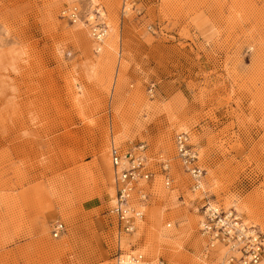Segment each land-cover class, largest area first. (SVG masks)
<instances>
[{
	"label": "rangeland",
	"instance_id": "obj_1",
	"mask_svg": "<svg viewBox=\"0 0 264 264\" xmlns=\"http://www.w3.org/2000/svg\"><path fill=\"white\" fill-rule=\"evenodd\" d=\"M124 1L0 0V264H222L206 202L264 233V0ZM142 145L151 198L126 234L110 150Z\"/></svg>",
	"mask_w": 264,
	"mask_h": 264
},
{
	"label": "built area",
	"instance_id": "obj_2",
	"mask_svg": "<svg viewBox=\"0 0 264 264\" xmlns=\"http://www.w3.org/2000/svg\"><path fill=\"white\" fill-rule=\"evenodd\" d=\"M129 2L128 0L124 1L123 6V15L129 13ZM132 5L130 7V10ZM76 13L72 14V19L76 20L79 16V12L75 10ZM77 15V16H76ZM105 26H100L102 33ZM99 30V31H100ZM177 142L179 144V153L180 157L185 163L188 171L193 173L194 177L203 175L198 165V156L196 150L189 143L188 135L181 134L177 137ZM144 145L138 147L139 152L132 150L128 152L125 156L130 158L128 165L121 167L123 152L117 147L112 148V163L117 171L118 180L122 183L129 182L132 183L136 180V177H150V172L147 168L146 160L141 155L140 151L144 149ZM167 169V165H164V170ZM199 178V177H197ZM170 179V178H169ZM169 179L167 183H170ZM132 180V181H130ZM197 180V179H196ZM196 186L199 187V180H197ZM132 190L127 189L126 187H118L117 190V202L115 208L112 210L115 214L117 220L120 223H125L124 228L127 232H132L133 222L130 220V208L129 200L131 198ZM204 207L207 208L206 214V224L204 223L203 229L201 232L210 235L212 240L228 241L233 243V247H237L239 255H231L229 262L233 264H264V233L259 229H256V233L250 232L248 227H241L243 220L237 214L236 211L230 210L226 211L223 208L215 209L213 206H210V203L206 202ZM206 210V209H205ZM134 214L139 217L142 216V213L133 208ZM129 219V220H128ZM63 226L55 227V236L58 235L62 230ZM54 230V229H53ZM131 259L128 263L118 262V264H152L151 260L148 258L145 259L143 254L136 253L129 255ZM159 264H164V260L159 261Z\"/></svg>",
	"mask_w": 264,
	"mask_h": 264
},
{
	"label": "bare ground",
	"instance_id": "obj_3",
	"mask_svg": "<svg viewBox=\"0 0 264 264\" xmlns=\"http://www.w3.org/2000/svg\"><path fill=\"white\" fill-rule=\"evenodd\" d=\"M75 10H77V8H73L71 11H70V16H71V18H72V14H74V13H76L75 12ZM78 11V10H77ZM77 16V15H76ZM78 20V16H77V19L75 20V21H77ZM100 30V28H96V30L94 31V35L96 36V38L98 39V40H102L103 38H104V36H105V34H106V29H104L103 30V32L104 33H102L101 32V30ZM153 91L151 90L150 91V93L151 94H153L152 93ZM181 134H187L188 135V139H189V143L194 147V149L196 150V148H195V146L192 144V142H191V136H190V134L188 133V132H181V133H179V134H177L176 135V138H175V143H176V148H177V151H178V154H179V157H180V153H179V148H178V146H179V144H178V142H177V137H178V135H181ZM113 147H117L118 149H120L122 152H123V159H122V165H121V167H123V166H125V165H128V164H130L129 163V160H130V158L128 157V156H125L128 152H131L132 150H135V152H139L138 150H137V148H134V149H128V150H124V149H122L121 147H118V146H113ZM112 147V148H113ZM112 148H111V150H110V161H111V165H112V169H113V171H114V173H115V183H116V194H117V190H118V187H126L127 189H129V190H132L131 192H130V194H131V198H130V200H129V208H130V213H129V215H130V220L129 221H132L133 222V230H132V232H127L126 231V229L124 228V226H125V223H120L118 220H117V218H116V216H115V219H116V223H117V227H118V229L120 230V232H124V233H126V234H132L133 232H135L136 231V229H137V227L139 226V224L144 220V217H145V213H146V208H147V206L149 205V201H150V198H151V192L144 186V184H145V182H148L150 179H151V177L153 176V172L151 171V167H150V163H149V156L146 154V152L144 151V150H141L140 151V153H141V155L143 156V158L146 160V163H147V168H148V170H149V172H150V177L149 178H146V177H136L135 179H132V180H136V181H134V182H132V183H129V182H124V183H122L121 181H119L118 180V176H117V171H116V169H115V167H114V165H113V163H112ZM196 154H197V156H198V165H199V153H198V151L196 150ZM181 158V157H180ZM182 160V159H181ZM106 162V161H105ZM182 162H183V160H182ZM167 165V169L166 170H164V172H165V178L166 179H169V165L167 164V163H164L163 164V169H164V165ZM183 165L185 166V163L183 162ZM185 168H186V166H185ZM187 169V168H186ZM199 169L201 170V173H203V170L200 168V166H199ZM187 171H188V169H187ZM192 176H193V173L192 172H190V171H188ZM202 176V175H201ZM201 176H197V177H201ZM194 177V176H193ZM197 177H195V178H197ZM132 180H130V181H132ZM116 202H117V197H116V195H115V200H114V207H113V209L115 208V206H116ZM210 206H213V208H215V209H220V208H223V207H220V206H218V204H211L210 203ZM133 208H137V210L139 211V212H141L142 213V216H139V217H137L135 214H134V212L132 211L133 210ZM205 211H204V216H203V220H202V222H201V231H202V229H203V226H204V223L206 224V214H207V208L205 207ZM224 209V208H223ZM224 210H226V211H230V210H233V211H236L237 212V214L241 217V219L243 220V222L241 223V227H248L249 229H250V232H252V233H256V229H258L257 227H255V226H250L249 224H247L246 223V221L243 219V217L241 216V214L236 210V209H234V208H229V209H224ZM115 215V214H114ZM60 225H62L64 228H63V230L61 231V232H63L64 230H65V225L62 223V222H60V221H58V222H56L55 224H54V232H55V227H57V226H60ZM61 232L58 234V235H56L55 236V234H54V237H59V235L61 234ZM203 233V235L204 236H206L207 238H208V240H209V244H210V246L211 247H214L216 244H218V243H220V244H222L223 246H225L228 250H229V252H231L230 254H228V257H226V259L222 262V264H233V263H230L229 262V258H230V256L231 255H239L240 253H239V251L237 250V247H233L232 245H233V243L232 242H228V241H226V240H224V241H220V240H212L211 238H210V235H208V234H205L204 232H202ZM263 233V232H262ZM134 253H136V255L138 254V253H140V254H143V257H145V259L146 258H148L149 260H151V262H152V264H159L160 262L159 261H161L160 259L159 260H155V259H152V258H150V257H148L147 255H145L143 252H139L138 250H134V251H132L131 253H123V252H117L115 255H114V264H118V262H124V263H128L129 262V260L131 259V257L129 256V255H132V254H134ZM225 253H227V251L225 252ZM164 263V262H163ZM165 264V263H164Z\"/></svg>",
	"mask_w": 264,
	"mask_h": 264
}]
</instances>
